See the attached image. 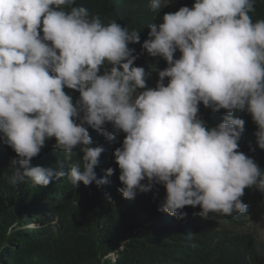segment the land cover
Here are the masks:
<instances>
[{
  "label": "clouds",
  "instance_id": "1",
  "mask_svg": "<svg viewBox=\"0 0 264 264\" xmlns=\"http://www.w3.org/2000/svg\"><path fill=\"white\" fill-rule=\"evenodd\" d=\"M168 3L149 0L159 19L141 45L167 64L153 88L152 71L134 66L138 57L129 47L140 43V30L104 23L76 0H0V144L15 153L10 185L46 187L65 177L74 188L108 183L95 172L104 148L91 146V129L108 141L124 134L113 156L126 200L159 185L166 194L158 211L183 219V209L199 207L208 220L246 214V189L264 195V169L239 150L245 121L233 116L250 115L264 150V18H252L257 0H194L159 16ZM201 104L224 110L222 122L208 126ZM51 140L63 160L54 169L31 166Z\"/></svg>",
  "mask_w": 264,
  "mask_h": 264
},
{
  "label": "trees",
  "instance_id": "2",
  "mask_svg": "<svg viewBox=\"0 0 264 264\" xmlns=\"http://www.w3.org/2000/svg\"><path fill=\"white\" fill-rule=\"evenodd\" d=\"M104 23L116 20L122 26L141 31L140 43L130 45L138 58L134 66L152 71L148 87L158 80V71L167 67L164 60L152 58L142 50L150 25L159 17L149 8V0H76ZM194 0H169L159 16L191 7ZM253 20L264 18V0H257ZM176 54V58L179 57ZM75 101L79 94L65 89ZM224 110L214 113L200 105V117L208 126L222 122ZM245 121L239 150L264 169V150L255 143L256 125L250 115L234 112ZM111 131V126H106ZM92 147L104 152L95 169L97 178L108 183L97 187L81 184L74 188L68 179H53L46 187L30 182L13 187L8 177L13 170L15 153L0 144V264H264V239L253 229V204L264 203V195L246 189L242 197L246 214L202 219L199 207H186L183 219L158 211L165 189L154 185L148 192L129 201L118 192L119 169L113 152L120 147L124 134L108 141L89 129ZM49 141L31 166L55 168L62 153H56ZM254 149V151L252 150ZM83 153L77 150V157ZM65 162V171L75 162ZM109 168L114 174L106 176ZM110 198V199H109ZM264 214V208H263Z\"/></svg>",
  "mask_w": 264,
  "mask_h": 264
},
{
  "label": "rangeland",
  "instance_id": "3",
  "mask_svg": "<svg viewBox=\"0 0 264 264\" xmlns=\"http://www.w3.org/2000/svg\"><path fill=\"white\" fill-rule=\"evenodd\" d=\"M167 83V81H166ZM156 82L149 86V87H155ZM253 204V209L255 212H252V220L253 222V229L258 235L260 236L261 239H264V214H263V208H264V203L261 205H256Z\"/></svg>",
  "mask_w": 264,
  "mask_h": 264
}]
</instances>
